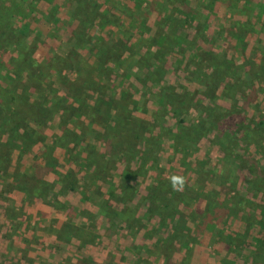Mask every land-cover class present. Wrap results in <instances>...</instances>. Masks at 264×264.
<instances>
[{
    "label": "trees",
    "instance_id": "trees-1",
    "mask_svg": "<svg viewBox=\"0 0 264 264\" xmlns=\"http://www.w3.org/2000/svg\"><path fill=\"white\" fill-rule=\"evenodd\" d=\"M34 1L40 0H0V71L4 70L3 77H0L8 80L5 84L0 82V130H12L24 140L31 141H37V136L41 135V142L46 147L43 155L55 151L57 147L69 152H73L74 146L78 148V159L84 162L80 167L85 171L84 179L90 181L96 178V182L103 181L109 185L107 190L99 191L101 202H97L104 216L129 218L127 202L136 193L134 182L137 177H150V169L159 161L165 138L173 139L177 149L189 150L197 148L199 141L216 132L224 139V152L231 162H236L234 154L240 145L252 144L256 150H264V120L247 112L249 103L258 98L255 81L264 77V53L260 62L251 61L247 66L234 65L224 54L214 52L215 61H208L209 67H206L203 60H198H210L199 42V39H206L203 26L200 33L188 38L185 32L188 16L179 15L181 10L197 14L189 0H143L146 9L139 14L123 0H113L111 8L101 11L88 0H75L70 19L77 21V26L70 32V43L86 52L74 48L63 55L46 57L43 61L32 56L34 44L29 38L31 30L28 25L23 21L16 22L26 15L25 10L33 9ZM232 4L236 11L244 13L245 8L250 7V0H232ZM259 5L257 13L264 15V5ZM132 13L134 22L133 25L129 23L127 29L138 25L141 35L136 40L130 36V45L124 38L110 45L101 35L96 39L92 35H84L86 27L100 23L97 17L114 23L121 35L131 34L122 20L124 15ZM153 14L152 26L155 29L147 39L142 34L150 30L149 20ZM138 17H142L141 21ZM234 25L237 38L254 28L249 19L237 18ZM243 28L246 30L243 31ZM136 46H139V51L134 49ZM7 50L12 53L7 54ZM173 50L186 57L184 68L190 81L204 86L206 92L216 94L222 89V95L231 98V107L224 108L217 102L218 96L208 93L207 99L197 97V91L192 92L185 84L181 85L185 89L179 90L169 76L171 64H168V59ZM91 55L98 61L90 60ZM107 62L113 64L109 71L114 72L116 67L118 71L129 74L137 73L134 68L137 62H144L143 67L151 72L150 77L159 82L160 91L152 95L162 103L149 112L150 120L132 115L134 110H143L137 106L128 89L124 88L116 94L97 82L108 68ZM176 63L173 61L172 65ZM190 64H194L195 69L189 68ZM46 78H51L54 83L48 85ZM70 99L76 104L71 105ZM57 112L61 113L57 121L59 133L52 134L51 141H46L45 121L49 115V120L54 119ZM193 112H197L198 116L187 121L185 114ZM168 117L175 119L173 124H168ZM6 145L0 148V180L2 169L9 167L12 160V147ZM119 164L125 165V169L121 182L116 184L113 177ZM30 170L32 178L25 182L20 180V190L28 198L45 196L52 183L41 175L38 162L32 164ZM73 174L76 175L74 171H69L63 176L69 179ZM173 175L182 177L164 167L160 168L157 177H153L154 181L143 197L144 218L156 217L163 223H167V219L178 221L181 222L179 228L183 225L189 231L191 227L187 224L190 219L197 227L196 234L216 227L229 217L242 220L243 229L252 226L249 221L264 226V197L260 201L247 197L237 188L232 175H221L213 180H208L206 175L204 183L199 179L194 182L185 180L183 189L179 191L171 186ZM215 180L217 185L213 187ZM251 183L248 190L256 188V193L261 189L264 195V167L253 166ZM69 187L77 188L73 178H70ZM104 194H107V199L103 198ZM199 200L205 201L204 207L194 204ZM108 201L123 202L125 205L116 211L107 205ZM57 202L59 208L70 210L67 204ZM183 208L189 209V212L186 214ZM197 237L193 239V244L198 242ZM163 242L166 250L171 249V234L166 235ZM187 248L182 264H190L192 245H187ZM257 256L252 263L264 264V249ZM86 260L84 262L91 263Z\"/></svg>",
    "mask_w": 264,
    "mask_h": 264
},
{
    "label": "rangeland",
    "instance_id": "rangeland-1",
    "mask_svg": "<svg viewBox=\"0 0 264 264\" xmlns=\"http://www.w3.org/2000/svg\"><path fill=\"white\" fill-rule=\"evenodd\" d=\"M88 1L93 3V5L101 11L111 8L113 0ZM123 1L132 6L134 9L133 11L137 14L144 12L146 9V4L143 0ZM74 2L75 0L34 1L33 9L25 10L26 15L17 19V23L23 21L28 25L29 30H31L29 38L32 39L34 46L32 51H30L32 56L38 61H43L46 57H52L54 55H63L67 50H73L74 48L78 49L75 47L74 43H70L72 40L70 32L72 28L77 26V21L74 22L73 19H70ZM189 3L198 15L190 14L181 9L179 15L188 16V24L185 27L186 36H188V38L195 37L196 34L201 32L203 26L202 32L205 34L206 39H199V42L201 47L207 52L206 57L210 60H198H203L206 67H209L208 61H215L216 57L214 56V52L224 54L231 62L233 61L232 63L234 65L246 64L248 66L251 61H261V57L263 56L262 53H264V15L263 13L259 14L257 12L260 10L259 4L262 3L264 5V0H250V7L247 9L245 8L244 13H239L236 11L237 9L233 8L232 0H189ZM234 3L236 4V2ZM176 4L179 7V2ZM133 17V13L128 14V16H123L122 21H125L126 29L129 23L133 25ZM141 18L142 17H138V21H141ZM237 18L242 20L249 19L250 23L254 26L251 31L246 32L243 36L241 35V38H237L238 35L235 30L234 20ZM154 19L153 14L149 20V24L151 25L150 30L142 34L147 39H150L153 35L155 26H152V21ZM97 20H100V23H94L86 27L84 35H92L93 39L101 35L110 42V45L118 39L123 38L126 39L127 44L130 45L132 42L130 36H132L133 40H136L137 36L141 35L138 25H134L130 29H127L130 30L131 34L129 33L123 36L117 31V26L114 23L107 22V20L105 22L101 17H97ZM246 28H243V31H245ZM134 49L139 51V46H136ZM81 52H86V50L83 49ZM10 53L12 52L7 50V54ZM89 59L94 62L98 61L93 55L89 56ZM185 59L186 57L181 52L176 50L172 51L171 57L168 59V64H171L169 75L171 82L177 86L179 90L185 89V87H181L182 84L188 85L192 92L197 91V97L203 99H207V93L211 96H218L217 102L224 108H230L231 98L223 96L222 89L218 90L216 94L212 91L206 92L207 90L204 86L188 79V73L184 68ZM173 61H177L175 66L172 65ZM143 63L137 62L134 67L137 73L129 74L126 71H118L116 67L114 72L109 71V67H112L113 64L107 62L106 67L108 68H106V71H103V75L98 78L97 82L101 86L106 87L109 92H114L116 94H120L124 88L128 89L133 94L134 99H136L137 106L141 107V110H143H134L132 115L150 120L151 117L149 112L152 109H157L162 103V101H157L152 95V93L160 91V84L150 77L151 72L146 67H143ZM195 67L194 64L189 65L191 69H195ZM3 71L4 70L0 71V76L2 77L4 74ZM46 79L45 82L48 85L54 83L51 78ZM0 82L5 84V82L8 83V80L4 81L0 77ZM255 88L258 93V98L249 103L247 112L255 118L261 117L264 120V77L262 80L255 81ZM31 92L33 93V90H31ZM63 94L65 95V92ZM69 102L71 105L76 104L72 99H70ZM50 116L51 115H49L48 120L45 121L44 133H46L47 136L46 141H51L52 134L59 133L57 121L61 117V113L57 112L54 115L55 118L49 120ZM197 116V112H193L189 115L185 114L187 121ZM174 121L175 119L172 117H168L167 119L168 124H173ZM262 127L264 128V125ZM39 136L41 135L37 136V141L24 140L18 133H14L12 130H0V148L8 144L13 150L11 152L12 160L9 167L2 169L3 177H1L0 180V212L8 209V207H11L13 204H19L21 206L23 205V208L18 212L21 215L20 223H22V225H30V223L38 220L36 211L32 210L31 206L23 204V200L20 199L21 192L23 194L21 195L22 198L27 196L19 187L20 180L25 182L32 178L30 166L36 162L41 165V175L52 183L50 185L51 189L45 193V196L48 198H38L40 200H45L43 202L40 201L41 203L44 205L49 204L56 208L58 207L57 201H63L62 203L67 204L68 207V203H70L71 208L73 205L77 209L84 207L88 209L89 212L98 209V206H96L98 203L96 201H100L99 191L107 190L109 185L105 184L103 181L98 183L95 178H91L90 181L84 179L85 171L80 169L84 162L82 159H78L79 151L75 146L73 152H69L63 147H57L55 151L46 152L47 154L43 155V149H46V147L45 144L41 142L42 138ZM222 139L223 138L216 132H212L206 138L199 141L197 148L194 147V149L189 148V150H181L176 148L173 139L165 138L159 161L150 169V177L146 179L137 177L134 182L137 190L134 194L135 198L133 202L137 208L135 216L129 220L131 224L124 223L122 226H113L112 231L115 232V236L112 234L113 237L111 238L104 239L98 236L99 246L95 249L103 251L104 253L109 251L112 255L120 259L121 254L123 255L125 253L123 251H118L116 246L123 247L125 243H128V238L132 239V241L134 240L129 236L127 231L132 229V227H134V229L137 227L136 232L138 234V229L142 226H145V230L147 231V223H149L148 227H151V230H149V232L147 231V233H150V235L152 233L157 235V233H161L162 230H164L162 231L163 233H161L162 236L164 232L168 233L167 235L171 234L173 247L166 250L167 259L163 258L162 264H182V259L185 256L184 254H186L188 250L187 245H192V251L189 254V261L192 262V264H205L207 258H209L207 261L208 264H219L217 262L218 260H223L227 264L231 257L237 260L238 264H253L252 259L254 257L258 258L257 254L262 253L264 249V226H260L256 224V222L249 221L252 223V226L243 229L242 220L237 217H229L216 227L206 228L200 234H196L197 227L190 219L187 224L191 227L190 231L186 227H183V225L179 228L181 222H172L170 219H167V223H163V221L158 222V220L155 222L151 220L153 218L148 220H146V218H144V220L139 219L142 212L138 207H140V202H143L140 195L147 193L148 187H150L151 183L154 181L153 177L159 175L161 167L181 175L184 180L189 182H194L199 179L201 183L202 181L204 183L206 182V175L208 180L217 179V177L221 175H232L237 188L240 189L241 192L251 199L260 201V199L264 197V195L261 194L262 190L259 189V191L255 193L256 188L253 191L248 189L249 186L252 185L251 176L253 166L264 167V150H256L252 144L240 145L234 154L236 162H231L229 159L227 160L224 152L225 142L224 139ZM77 160L79 162H76ZM124 169L125 165L119 164L113 177L116 184L121 182ZM69 171H74L76 173V175L73 174L70 177L76 182V190L69 187L70 178L65 179L63 176V174ZM216 185L217 182L215 180L212 186L216 187ZM257 185L261 186V183ZM79 189L82 196L80 192H78ZM76 192L79 194L78 196ZM58 197L61 200H59ZM94 198L97 199L95 200ZM103 198L107 199V196L105 197V195H103ZM117 204L118 203L114 201L107 202V205L113 207V210H116ZM194 204L198 207H204L205 201L199 200ZM183 210L186 214L189 212V209L183 208ZM98 217L97 220L100 227L93 230H95V232L99 230L105 231L106 224L101 217L99 219ZM113 220L116 222V218ZM0 222L2 221L0 220ZM223 224L224 227L226 225V229L223 227ZM219 228L221 229L220 231ZM227 233H230V235ZM196 236H198L196 239L198 242L193 244V239H195ZM159 237L161 238V236ZM87 239L92 240L94 237L88 234ZM146 240L151 241L153 238L147 236L144 239V234H139L134 243L136 246L140 245V243L142 245ZM227 242L231 244V247L229 244L228 247L225 246ZM134 243L132 242L131 244L134 245ZM69 249L70 250L66 251V254L69 256L72 255L71 253H76L77 251L76 248H74V250H72V248ZM77 249L79 250V248ZM81 249L79 251H81Z\"/></svg>",
    "mask_w": 264,
    "mask_h": 264
},
{
    "label": "crops",
    "instance_id": "crops-1",
    "mask_svg": "<svg viewBox=\"0 0 264 264\" xmlns=\"http://www.w3.org/2000/svg\"><path fill=\"white\" fill-rule=\"evenodd\" d=\"M43 150H45V148ZM78 192H80V189ZM76 194L77 196L79 195L77 192ZM80 194L82 196L81 192ZM21 195H23L22 192ZM21 195L20 199L23 200V204L31 206L32 210L36 211L37 216H35L38 220L30 223V225H22V223H20L21 215L18 212L23 208V205L21 206L19 204H13L11 207L9 206L8 209L0 212V220L2 221L0 222V264H88V262H84V259H88L86 261H91L90 264H162L163 258L165 259L167 257L163 239L168 233L164 232L162 236L161 233L164 231L162 230L161 233L159 232L157 235L153 233L150 235V233H147V231L149 232V230H151V227H148L149 223H147V231L145 230V226L138 229V234L136 232L137 227H135V229L132 227V229L127 231L129 236L134 240L132 241V239L128 238V243H125L123 247L116 246L118 251H123L125 253L123 255L121 254L120 259L112 255L109 251L104 253L103 251L95 249L99 246L98 236L104 239L111 238L113 237L112 234L114 235L115 233L112 231L113 226H122L124 223L131 224L129 223V220H131L129 218H131L130 216H135L137 208L133 202L135 195L127 202L130 212L129 218L126 220L116 218V222L104 216L98 204H96L98 209L89 212V210L84 207L77 209L73 205L71 208V204L68 203L70 210L66 211L65 209L59 207L55 208L49 204L44 205L40 201L43 202L45 200H40L38 199L39 197L22 198ZM145 195L146 193L140 195L143 202L140 199V207H138L142 212L140 216H143V220L145 217V206L142 204L144 203L143 197ZM106 196L107 194L105 197ZM43 197L45 198L47 196ZM58 199L61 200L59 197ZM94 199L96 200L97 198ZM117 203L116 211H120L125 204L123 205V202ZM97 217L98 219L101 217L106 224L105 231L99 230L95 232V230H93L100 227ZM148 219L151 218H146V220ZM151 220L155 222L158 220V222H160L156 217ZM68 227L69 229H67ZM88 234L93 235L94 239L88 240ZM139 234H144V239L150 236L153 240H146L142 245L140 243V245L136 246L134 241ZM159 236H161V238ZM132 242L134 245L131 244ZM228 244L227 242L225 246L228 247ZM69 248H72V250L76 248L78 252H73L71 253L72 255L69 256L66 254V251L70 250ZM77 248H79V250L81 248L83 249L79 251ZM208 259L209 258H207V261ZM207 261L205 264H208ZM217 262L219 264H226L223 260H218ZM237 262V260L231 257L227 264H238ZM190 264H192V262H190Z\"/></svg>",
    "mask_w": 264,
    "mask_h": 264
},
{
    "label": "clouds",
    "instance_id": "clouds-1",
    "mask_svg": "<svg viewBox=\"0 0 264 264\" xmlns=\"http://www.w3.org/2000/svg\"><path fill=\"white\" fill-rule=\"evenodd\" d=\"M171 186L173 190L179 191L182 190L185 184V180L183 177L173 175L171 177Z\"/></svg>",
    "mask_w": 264,
    "mask_h": 264
}]
</instances>
